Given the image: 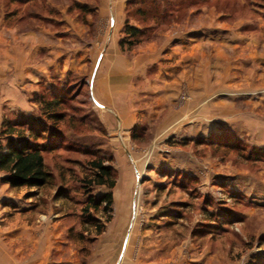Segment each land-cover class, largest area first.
Here are the masks:
<instances>
[{
	"label": "rangeland",
	"instance_id": "obj_1",
	"mask_svg": "<svg viewBox=\"0 0 264 264\" xmlns=\"http://www.w3.org/2000/svg\"><path fill=\"white\" fill-rule=\"evenodd\" d=\"M202 9L228 15L227 24L248 19L250 29H263L264 0H0V128L38 115V98L51 99L55 90L64 116L60 145L45 155L54 186L17 190L0 180V209H7L0 222L34 233L46 226L81 264L102 250L99 240L118 238L131 240V258L148 264H264V86L233 87L204 102L193 90L199 72L189 69L173 100L155 102L140 94L146 80H137V123L124 130L95 98L92 62L70 70L73 50L94 48L106 34L119 42L125 21L145 32L121 51L130 59L184 26H203ZM94 159L116 179L110 221L91 212L105 223L100 235L84 230L81 215L88 197L82 180Z\"/></svg>",
	"mask_w": 264,
	"mask_h": 264
},
{
	"label": "crops",
	"instance_id": "obj_2",
	"mask_svg": "<svg viewBox=\"0 0 264 264\" xmlns=\"http://www.w3.org/2000/svg\"><path fill=\"white\" fill-rule=\"evenodd\" d=\"M200 15L203 26L190 29L184 26L183 33L173 34L161 47L146 48L148 50H141L130 59L121 53L118 37L101 36L99 41H94V48L87 45L85 50L79 47L73 50L75 59H71L70 70L87 69L92 62L91 77L94 80L91 79V83L95 98L106 110L112 111L124 130L132 129L137 123V80H146L140 94L153 98L155 102L164 98L173 100L178 79H186L185 70L189 72V69L199 72L193 90L200 97L205 96L204 102L222 97L233 87L251 89L264 86V25L263 29L255 31L250 29L253 23L248 19L227 24L224 21L228 18L226 14L202 9ZM117 17L122 21L121 15ZM97 45H102L100 50ZM95 48L99 54L93 61ZM209 68L211 72L207 71ZM256 76L262 78L255 80ZM186 81L190 87L191 81ZM1 210L0 215L7 211L5 208ZM40 230L41 233H34L36 230L27 225L0 222V264H81L77 252L65 249L69 242L56 235L54 238L48 236L46 226H40ZM99 242L104 243L102 250L93 251L87 264H148L139 256L134 260L131 258V240L118 238Z\"/></svg>",
	"mask_w": 264,
	"mask_h": 264
},
{
	"label": "trees",
	"instance_id": "obj_3",
	"mask_svg": "<svg viewBox=\"0 0 264 264\" xmlns=\"http://www.w3.org/2000/svg\"><path fill=\"white\" fill-rule=\"evenodd\" d=\"M182 6V2L180 4ZM145 32L124 23L123 37L119 40L120 51L129 52L142 41ZM55 90V89H54ZM56 91V92H55ZM52 92L51 99L38 98V115L20 116L16 120H4L0 128V180L13 189L44 190L54 186V176L45 164V155L57 151L62 135L58 124L64 119L59 113L63 100L59 92ZM220 145V144H219ZM89 174L82 181L88 195L81 215L86 217L84 230L102 234L112 205V190L115 187V173L103 160L89 162ZM94 188L107 192L98 197L90 195ZM93 214L105 215L100 224ZM86 222V223H85Z\"/></svg>",
	"mask_w": 264,
	"mask_h": 264
}]
</instances>
